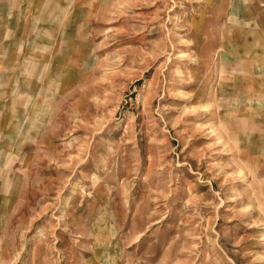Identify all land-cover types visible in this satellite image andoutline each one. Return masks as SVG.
I'll return each instance as SVG.
<instances>
[{"label": "rangeland", "instance_id": "rangeland-1", "mask_svg": "<svg viewBox=\"0 0 264 264\" xmlns=\"http://www.w3.org/2000/svg\"><path fill=\"white\" fill-rule=\"evenodd\" d=\"M68 14L63 91L34 128L16 100L30 185L0 264H264V0Z\"/></svg>", "mask_w": 264, "mask_h": 264}, {"label": "crops", "instance_id": "crops-1", "mask_svg": "<svg viewBox=\"0 0 264 264\" xmlns=\"http://www.w3.org/2000/svg\"><path fill=\"white\" fill-rule=\"evenodd\" d=\"M75 1L0 0V254L11 239L8 221L20 217L21 196L30 185L29 176L24 175L21 180L19 174L21 151L16 145L30 133L20 130L16 117L22 107L17 106V101L22 99L34 128L36 115L31 109L39 105L36 96L42 91H63V78L52 80L51 75L63 76V36L73 34L65 25L68 13L75 9ZM250 25L253 33H264L260 30L264 24ZM257 35L252 34V39ZM221 43L225 44L222 37ZM51 98L46 96L40 104L50 106L48 115L43 114L49 125ZM47 128L45 125L43 137L49 133L45 134ZM29 166L22 163L27 172L34 169Z\"/></svg>", "mask_w": 264, "mask_h": 264}]
</instances>
